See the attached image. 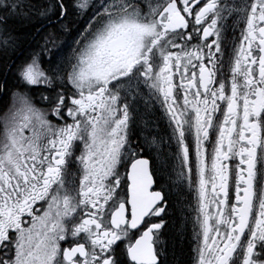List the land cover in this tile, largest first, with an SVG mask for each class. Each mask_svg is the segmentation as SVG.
<instances>
[{
	"label": "snow or ice",
	"instance_id": "obj_1",
	"mask_svg": "<svg viewBox=\"0 0 264 264\" xmlns=\"http://www.w3.org/2000/svg\"><path fill=\"white\" fill-rule=\"evenodd\" d=\"M33 8L67 32L65 0H0V49L15 50L5 25L30 22ZM71 11L90 18L67 55L53 60L63 47L54 30L14 65L16 86L0 115V264H160L169 204L151 190L153 161L166 169L173 158L188 169L186 181L183 171L171 181L180 211L185 183L196 185L195 264H264V0H72ZM229 20L242 28L227 80L218 54ZM34 87L47 108L36 107ZM157 103L163 112L153 118ZM160 120L167 136L149 140ZM173 141L179 151L167 156ZM77 145L78 187L70 174ZM146 148L155 155L146 158Z\"/></svg>",
	"mask_w": 264,
	"mask_h": 264
},
{
	"label": "flooded vegetation",
	"instance_id": "obj_2",
	"mask_svg": "<svg viewBox=\"0 0 264 264\" xmlns=\"http://www.w3.org/2000/svg\"><path fill=\"white\" fill-rule=\"evenodd\" d=\"M67 1L69 2V4ZM228 2L236 3L238 2V0H228ZM65 3L69 5V14L67 18L61 21L60 23L66 25L68 22H70L76 25L78 30L73 37V41H75L78 38L79 33L86 26L87 20L90 17L79 16L74 14L71 11L72 0H65ZM40 23L42 28H46L51 24L48 22V20L45 19L41 20ZM52 24H57V23H52ZM228 25L229 27L223 37L222 53L218 54V56L224 61L223 69H224L225 78L227 80H230L231 77L230 68L234 60V50L239 44L242 25H236L234 20H229ZM73 44L74 42H72L71 46ZM71 46L69 47V51ZM69 51H66L64 47L63 51H60L58 56L59 57L65 56L69 53ZM23 52L24 51L17 52L11 59V62L17 64L20 61L24 60L25 58L30 57L31 53L27 54L26 56L25 53ZM57 58H58L57 56H54L53 60ZM45 60H47V63L44 66L47 67L48 56L45 57L44 64H45ZM196 72L198 78V74H199L198 68L196 69ZM190 76H191V70L189 71V77ZM175 83L177 85L180 83L179 76H177ZM42 92H44V89L42 87H34L32 89V96L36 107L44 109L47 108L48 106L41 102L40 96ZM182 95L183 93L181 92L180 96L182 97ZM0 97H2V95H0ZM181 103H182V99H181ZM224 107L226 108V104H224ZM140 109L141 112L144 111L143 100L140 103ZM1 110H2V104H0V115L3 114ZM149 111H151V105H149ZM162 112H163L162 108L160 107L159 103H157L153 114V118L160 117L162 115ZM218 117L219 119L217 120V124L223 119L222 112L218 113ZM51 119H53V123H58V121H56L54 118ZM151 127H153L155 130L147 133L149 140L152 139L153 135L164 136V137L167 136L168 130L166 127V120H160L158 127L156 125H152ZM134 131L135 134L132 136V140L136 141L138 136L140 135V128L138 127ZM214 141H215V136L213 135L211 137V142L206 145V159L209 165L211 163V153L214 147ZM187 142L191 150L190 165L192 167V178L195 181L196 175H195L194 139L192 137H189ZM81 149H82V145H77L75 147L74 155L72 157V163L70 165V174L75 176L77 187L79 185L80 167L78 162L76 161V157L80 155ZM163 151L165 155L172 156L173 154L178 153L179 150L175 144V141H173L171 147L165 146ZM144 155L146 158H150L155 155V152L154 151L150 152L146 148ZM227 163H228V172H229V198L231 203H235L236 202L235 201L236 165L239 164V158H232ZM127 170H128V165L122 166L120 168V173L122 176V186L124 192L127 191V177L125 175ZM153 171L155 175H154V184L151 190L153 191L162 190L169 204V208H168L169 214L165 215L164 217L166 221V226L161 230L162 232V235L160 236L161 243L159 244L158 247V251L161 252V255H159L158 257L160 264H195L196 252L194 251V249L197 244L195 237L199 231L198 228L196 229V231L193 230L197 215L196 212L197 199H196V193L194 191L196 185L193 184V190L189 191L187 183H185L184 185L185 191L183 192L181 197L183 201V205H182L183 211H180L176 203V195H175L176 189L174 185L171 184V181L179 179V173L181 171L184 172V179L186 181L188 176V169L186 168L181 169V160L173 158L168 161L166 169H157L155 165V161H153ZM257 191H259V186H257ZM127 207L130 210V205H128ZM184 217H186V223L182 220V218ZM150 222H158V221L152 219L150 220ZM142 231L143 228L140 230V232H136L135 235L131 237V242H134L135 239L138 238L139 235L142 233ZM128 242L129 241H125L123 244H120V249H118V251L126 249V245ZM63 246L67 247L69 245L64 244ZM125 258H126V251H125Z\"/></svg>",
	"mask_w": 264,
	"mask_h": 264
},
{
	"label": "trees",
	"instance_id": "obj_3",
	"mask_svg": "<svg viewBox=\"0 0 264 264\" xmlns=\"http://www.w3.org/2000/svg\"><path fill=\"white\" fill-rule=\"evenodd\" d=\"M44 2L45 0H26V3L36 5L37 7H39ZM31 11L33 13V18L30 22L26 20H22L20 18H10L7 24L5 25L7 32L16 36L17 46L14 51L11 49H9L8 51L0 49V86H2V93H3L2 97H0V104L2 105L4 104V99L6 98L7 93L8 92L10 93L14 86V82H13L14 78H12L11 75L9 74L11 73V66H9L8 64L17 52H20V51L28 52L29 50L31 52L32 50L33 51L37 50L38 45H40L43 42L42 37L45 36L47 33L52 32L54 30L56 31L58 39L63 40V47L60 49V51H63L64 47H65V50L67 51L69 47L71 46L72 42H74L73 37L75 33L71 32L72 26H70L73 23L68 22L66 24L67 32H61L59 30L60 29L59 24L51 23L50 26L46 28H42L40 21L44 19H40L34 15L36 11L35 8H33ZM37 29H39L40 31L38 32ZM72 30L75 31V29L73 28ZM60 51L53 53V58L54 56H57L59 58L58 55ZM44 59H45V56H44ZM46 63H47V60H45L44 65H46Z\"/></svg>",
	"mask_w": 264,
	"mask_h": 264
},
{
	"label": "bare ground",
	"instance_id": "obj_4",
	"mask_svg": "<svg viewBox=\"0 0 264 264\" xmlns=\"http://www.w3.org/2000/svg\"><path fill=\"white\" fill-rule=\"evenodd\" d=\"M70 26H72V28L73 29H75V31H73L72 30V28H71V32H74V33H76L77 32V30H78V28L76 27V25H74V24H72V25H70ZM33 49V48H32ZM26 51V50H25ZM33 52V50L30 52V50L27 52H24L25 53V55L27 56V53H32ZM47 56V54H45V57ZM9 66H11V73H9L10 75H11V77L12 78H14V86H13V88H12V90H11V92L15 89V86H16V79H15V77H14V75H13V71H14V63H12L11 61L9 62V64H8ZM8 70V69H7ZM0 88H1V90H0V95H2L3 93H2V86H0ZM11 92L9 93H7V95H6V98L4 99V104L2 105V112L4 113L6 110H7V108H8V105L10 104V102H11V99H10V97H11Z\"/></svg>",
	"mask_w": 264,
	"mask_h": 264
},
{
	"label": "rangeland",
	"instance_id": "obj_5",
	"mask_svg": "<svg viewBox=\"0 0 264 264\" xmlns=\"http://www.w3.org/2000/svg\"><path fill=\"white\" fill-rule=\"evenodd\" d=\"M68 45V44H67ZM67 45H65V46H67ZM70 45V44H69ZM67 51H69V49L67 50ZM10 105V104H9ZM9 105H8V107H9Z\"/></svg>",
	"mask_w": 264,
	"mask_h": 264
}]
</instances>
